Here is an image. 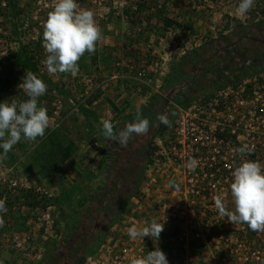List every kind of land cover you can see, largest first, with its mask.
Instances as JSON below:
<instances>
[{
  "label": "rangeland",
  "instance_id": "rangeland-1",
  "mask_svg": "<svg viewBox=\"0 0 264 264\" xmlns=\"http://www.w3.org/2000/svg\"><path fill=\"white\" fill-rule=\"evenodd\" d=\"M55 2L56 0H20L23 15L13 21L14 23L4 9L0 10V63L10 61L6 69H0V103L14 97L18 100L27 99L24 92L18 88L26 71H21L19 65L11 63V60L17 58L21 50L26 48L35 63L34 73L47 85L46 93L39 98V106L45 107L50 117L47 130H50V127L57 129L63 126L79 144L77 154L66 162L60 171L46 180H39L32 163V153L40 138L31 143L22 139L7 154L6 159L9 163L20 162L23 173L35 179L38 184L44 185L53 195L50 203L51 227H48V230L43 229L36 236L34 245L28 246L27 251L9 254V264H42L62 242L71 223L70 218L78 210L86 208L89 196H93L97 189L109 185L112 172L106 177H101L102 174L98 173L107 162V154H98L90 143L97 140L98 148L105 147L102 141L101 119L110 120L115 123L114 128H118L130 121L134 114L121 118L106 115L102 117L97 111L99 105H94V102L103 96V92L94 90V87L98 80L95 76L98 69L95 65L98 58L97 47L99 44H106L104 39L111 34L115 37L112 39L115 46L103 47L107 53H115L110 55L113 64L111 63V66L101 62L98 65H108L116 74L123 72L128 76L125 82L130 86L131 82L139 83L137 79L134 80L136 76L129 75L130 71L138 75L139 69L142 68L156 76H160L162 72L171 73L170 70L175 63L204 42L229 34L237 26H251L256 22H264V0H255L252 9L244 16L236 13L240 0H77L81 8L93 11L102 38L97 42L94 53L86 52L78 61L79 71L75 76L69 73L50 75L42 63L47 56L43 48V23ZM125 44L127 47L123 46ZM2 67L0 64V68ZM235 75L236 72H232L220 80L233 79ZM195 78L199 80V87L188 94L184 100L186 106L211 94L222 84L203 85L206 80L200 78L199 69L196 70ZM6 80L10 81L11 86L7 92ZM176 94L172 95L174 98L171 100L175 101ZM158 133L152 142L159 141L162 133L160 130ZM0 150L3 152V149ZM110 153H113L111 149ZM156 175L157 172H154V178ZM145 176L146 171L132 196L138 202V206L129 212L126 211L128 217L122 213L121 219L117 222L120 228L132 225L134 221L136 226L144 227L142 226L144 211L148 205L151 206L150 203L154 204L158 200L155 197L157 185L160 183L170 185L168 176L159 179L158 184L152 185L145 183ZM142 188L147 191L139 192ZM132 198L127 204L128 208H132L131 204H134L131 203ZM30 200V196H24L26 203ZM15 222L20 232L27 231L33 226L27 218L19 215L16 216Z\"/></svg>",
  "mask_w": 264,
  "mask_h": 264
},
{
  "label": "built area",
  "instance_id": "built-area-1",
  "mask_svg": "<svg viewBox=\"0 0 264 264\" xmlns=\"http://www.w3.org/2000/svg\"><path fill=\"white\" fill-rule=\"evenodd\" d=\"M165 115L171 126H166L151 146L145 183L158 184L168 176L179 190L157 185L158 200L144 211L142 223L147 226L153 219L164 221L160 238L132 240L127 230L136 221L124 228L117 221L109 227L97 252L83 264H130L131 258L145 256L157 247L169 264H264V232H254L246 224L233 225L214 203V197L223 192L227 208H234L231 173L243 160L264 166V67L236 81H225L187 107L169 100ZM53 130L46 129L45 135ZM243 145L253 151L236 154ZM190 158L198 162L195 171L186 167ZM29 194L44 201L53 197L49 189L23 173L20 162L0 159V200L7 209L0 213L4 222L0 227V264L10 263L9 254L27 251L36 236L51 227L52 206L26 203L24 196ZM18 215L33 226L20 232L15 222Z\"/></svg>",
  "mask_w": 264,
  "mask_h": 264
},
{
  "label": "trees",
  "instance_id": "trees-1",
  "mask_svg": "<svg viewBox=\"0 0 264 264\" xmlns=\"http://www.w3.org/2000/svg\"><path fill=\"white\" fill-rule=\"evenodd\" d=\"M1 9L8 13L7 16L12 22L23 15L20 0H0ZM168 23L171 24V22ZM29 54L28 50L23 48L19 56L11 60V63L19 65L21 71L35 72V63ZM9 63V60L0 63L3 66L0 69H6ZM240 67L242 69H239ZM263 67V21L251 26H237L229 34L204 42L198 48L187 52L172 66L165 83V96L157 97L140 108L143 116L150 121L149 132L146 135L134 134L126 147L115 141L106 140L104 137L102 141L105 147L102 149L96 146L97 140L90 143L93 150L100 155L107 154V160L112 161L114 166L108 165L106 169L113 172V176L109 178L108 186L99 188V192L89 196L86 208L78 210L70 218L71 223L67 227L62 242L42 264H83L89 256L97 252L105 241L109 227L121 219L124 208L143 179L153 138L159 134L158 130L163 133L166 129V125L157 120L158 114H166L168 102L176 93L173 102L187 107L184 100L189 93L191 94L199 87V80L195 78L197 69L200 70V78H205L207 81L203 85L219 86L225 81H236L245 77L251 70ZM9 72L12 75L11 70ZM232 72H236L235 78L220 80ZM9 87L11 86L8 80L5 92L10 90ZM135 114L130 121L114 128V131L118 132L128 123L133 122ZM110 149L113 153H110ZM78 151L79 144L71 138L63 126L40 138L39 144L32 153V163L39 180H46L60 171L61 167ZM28 196L31 199L28 202L33 206L47 208L52 201L39 200L33 194Z\"/></svg>",
  "mask_w": 264,
  "mask_h": 264
},
{
  "label": "clouds",
  "instance_id": "clouds-1",
  "mask_svg": "<svg viewBox=\"0 0 264 264\" xmlns=\"http://www.w3.org/2000/svg\"><path fill=\"white\" fill-rule=\"evenodd\" d=\"M255 0H240L236 13L244 16L248 13ZM102 38L94 13L81 8L77 0H56L53 9L48 13L43 23V48L47 56L42 61L50 75L69 73L75 76L78 71V61L84 54L94 53L96 44ZM18 88L24 92L27 99L12 98L0 103V149H3L0 159H6L7 154L22 139L35 142L45 136L49 128L50 117L47 109L39 106V98L47 91V85L34 72L26 70ZM157 120L166 126H171L167 115L158 114ZM102 135L126 147L133 135H146L149 132L150 121L136 109L135 120L128 123L118 132L108 119H101ZM253 148L243 145L236 149V154H250ZM198 162L190 158L186 167L195 171ZM230 194L234 208L229 210L225 203L226 194L221 192L214 197L215 207L221 216L234 224H246L254 232H264V166L258 161L243 160L234 167L231 173ZM169 187L178 185L170 183ZM5 201L0 200V213L6 212ZM0 218V227H3ZM164 230V221L151 220L147 226L133 225L128 228L132 240L144 237L160 238ZM130 264H169L166 254L157 247L145 256L133 257Z\"/></svg>",
  "mask_w": 264,
  "mask_h": 264
},
{
  "label": "crops",
  "instance_id": "crops-1",
  "mask_svg": "<svg viewBox=\"0 0 264 264\" xmlns=\"http://www.w3.org/2000/svg\"><path fill=\"white\" fill-rule=\"evenodd\" d=\"M113 35V34H111ZM108 36V38L104 39L106 41V44H99L97 47L98 52V58L97 61V72L95 73V76L98 77L95 83L94 90H101L103 92V96L98 98L94 105H99L97 108V111H99L102 114V117L104 115L106 116H119L126 117L127 115H132L136 113L137 108H142L146 104H149L157 97H163L165 96V83L166 80L170 74V72H162L159 75H154L153 73L148 72V70L139 69V73L133 74L131 71L129 72L130 76H136L134 77V80H138L139 83H132L130 86L125 82V79L128 78L123 72L120 73H114L112 68L108 67V65L102 66L98 65L101 62L105 64H113V60H111V54L115 53H107L104 51L103 47L104 45H111L115 46V43H112V39H115L114 36ZM124 47H127V44L123 45ZM116 47H122V46H116ZM121 49V48H118ZM109 65V66H110ZM112 66V65H111ZM150 69V67H148ZM153 70V69H151ZM171 71V70H170ZM155 72H157L155 70ZM167 76H166V75ZM129 76V77H130ZM161 77V78H160ZM155 81V83H154ZM133 84V85H132ZM135 85V86H134ZM128 86V87H127ZM116 109V110H115ZM103 162L104 159H103ZM112 161L107 160L106 164L109 166H114ZM115 162V161H113ZM105 163L104 166L98 171V173H101V177L108 176L109 170L106 169ZM115 164V163H114ZM108 166V167H109ZM113 173V172H112ZM113 176V175H111ZM147 191L143 188L140 189L139 192ZM97 192H99V189L93 193L95 195ZM146 202V201H144ZM132 208H128L129 206L126 205V207L123 210V214H125L126 217L128 215L126 214V211L130 209L136 208L138 206V202L135 201V198L133 197L131 200ZM150 206L148 205L146 209H148Z\"/></svg>",
  "mask_w": 264,
  "mask_h": 264
}]
</instances>
